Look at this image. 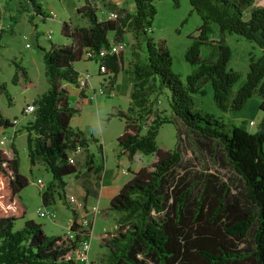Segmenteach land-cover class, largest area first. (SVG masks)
Segmentation results:
<instances>
[{
	"label": "trees",
	"instance_id": "1",
	"mask_svg": "<svg viewBox=\"0 0 264 264\" xmlns=\"http://www.w3.org/2000/svg\"><path fill=\"white\" fill-rule=\"evenodd\" d=\"M22 2L30 8L28 20L33 15L45 18L38 0ZM152 2L130 0V11L116 8L114 19H99L95 4L85 0L77 13L87 20V25L70 27L62 22L61 34L70 39L69 44L50 45L43 50L48 87L32 101V119L23 126L29 164H42L51 176L40 191V202H52L55 190L60 199H65L63 177L72 174L77 178L79 174L75 164L68 161L69 153L78 148L83 153L85 171H100L87 151L88 140L95 139L69 126L75 110L67 106L61 82L76 84L77 72L72 64L82 58L84 50L97 52L110 41L120 43L122 35L129 32L131 47L138 38L143 39L145 58L140 63L131 62L127 109L110 114L123 120L122 132L116 137V158L124 155L129 163L135 154H153L154 158L148 166L132 171L109 199L107 209L116 214L115 226L100 236L101 252L95 264H264V4L254 0H189L200 25L196 35L188 37L190 42L183 55L185 62L194 67L181 82L170 69L171 58L164 42L155 41L148 34L155 12ZM211 23L216 25L214 39L208 38ZM108 31L112 32L111 40L107 38ZM231 33L252 41L260 49L257 57L248 58V70L235 89L233 84L239 74L227 68L231 52L224 41L225 35ZM207 43L216 47L212 61L199 56V46ZM102 63L104 73H112L108 84L113 86L115 74L121 69L120 52L106 54ZM14 68L11 82H17L18 74L27 82L25 69L16 63ZM205 81H209L213 103L221 111L237 112L251 96L259 98L257 108L262 116L253 132L247 130L243 120L235 125L192 109V94L199 92ZM163 89L168 91L171 118L160 116L149 105L154 103L150 96ZM0 92H5L9 100L3 84ZM173 119L190 135L221 147L241 184L237 199L230 202L229 184L211 183L209 179H216L211 174L206 175L199 188L174 173L181 163V150L180 131ZM171 122L175 125V145L171 150H162L155 144L157 128ZM12 125L0 113V127ZM97 147L101 151V146ZM9 149L8 153L0 149V264H78L70 257L80 240L73 209L68 227L73 232L71 238L66 234L45 235L40 224L32 220L13 229L14 221L24 215L15 195L28 180L17 170L12 140ZM249 234V246H240Z\"/></svg>",
	"mask_w": 264,
	"mask_h": 264
},
{
	"label": "rangeland",
	"instance_id": "2",
	"mask_svg": "<svg viewBox=\"0 0 264 264\" xmlns=\"http://www.w3.org/2000/svg\"><path fill=\"white\" fill-rule=\"evenodd\" d=\"M17 1H21L19 7L16 5ZM84 1L38 0L41 11L44 14L52 12L54 17L42 18L39 15H33L30 21L28 20L30 8L25 6L22 0H0V26L9 25L8 28L3 29L0 35V84H3L9 98L7 100L5 92H0V113L10 121L12 119L17 121L15 124L17 131L12 139V145L17 158V170L28 180L27 185L15 195V199L24 209V215L14 221L13 229H19L25 220H32L40 224L45 235H65L68 231V223L71 222L72 208L67 204L68 202L66 203L64 199L58 197L56 190L52 194V202L47 205H42L40 202V191L46 187L51 176L42 164H29L25 149L26 131L23 126L32 119V115L22 114L21 109L40 97L48 87L42 59L43 50H47L50 45H66L70 42L69 38L61 34V23H68L70 27L87 25V20L77 13V8ZM88 1L95 4V13L99 19L102 18L99 2L103 1L102 6L109 10H113L116 6L110 0ZM254 1L259 5L264 4V0ZM152 3L155 12L150 20L148 34L153 40L164 42L171 58L170 69L178 75L181 82H184L185 76L191 72L194 66L185 62L183 55L190 42L188 37L197 33L196 29L200 25V19L191 10L189 0H153ZM130 6V0H124L122 8L129 10ZM210 26L212 31L208 34V38L214 39L216 25L211 23ZM48 32H50V37L46 38ZM107 38L112 39L111 31L107 32ZM224 41L231 52L227 68L239 74L238 80L233 84V89H235L243 81L248 70V58L257 57L260 54V49L252 41L233 33L226 34ZM131 42H133L131 34L125 32L122 35V45L118 49L121 55V69L115 74L113 86L108 84L112 73L98 74L97 63L83 58L75 61L72 67L80 72L86 70L89 75L88 86L79 90L74 84L61 82L66 90L67 106L75 110L69 120V126L78 128L87 138L95 139V141L88 140L87 151L92 155L93 164L99 166L100 170L102 168L116 170L117 168L115 165L118 151L116 137L122 132L123 120L110 114L127 109L131 64L143 62L145 58L143 39L138 38L133 47H131ZM215 55L214 43L199 46L201 59L212 61ZM15 63L25 69L27 82L19 74L17 82H11ZM100 88L111 89L113 94L107 95L105 89L103 94H96ZM150 98L154 100V103L151 101L149 104L152 111L159 113L160 116L171 118L166 89H163L161 93L151 95ZM258 101L259 98L253 95L247 99L239 111H221L213 103L209 81H205L200 84L199 92L192 94V109L207 112L226 123L235 125L243 120L247 130L253 132L262 116L261 111L257 108ZM152 116L151 113L146 117V125ZM249 120L253 121V125H247ZM173 121L180 131L179 146L181 150V163L174 169V173L183 177L187 184L199 188L204 185L206 175L211 174L216 178L209 179L211 183L229 184V193L232 194L228 198L230 202L237 199L241 184L236 180V175L226 162L221 147L214 141H205L190 135L179 121L176 119ZM175 125L171 122L158 126L155 136V144L158 148L173 149L176 141ZM144 130L143 127L140 133H144ZM2 132L6 135L9 129L0 127V138ZM98 145L101 146V151L98 150ZM0 149L7 153L10 152L9 142L6 141L4 145L0 146ZM82 155L80 148L74 153H69V157L79 171L78 180L72 174L63 177L64 192L66 191L73 197L77 196L76 193L79 192V186L82 185L81 181L84 178L89 175H91V179L96 178L91 172L85 171ZM153 158V154H135L132 162L127 161L129 170H124L125 177H130L131 172L137 167L148 166ZM37 179L42 182V188L36 183ZM77 200L79 201L78 197ZM97 207L98 213L93 220L87 251L88 259L94 264L96 256L101 252L100 236L113 230L116 217L115 212L107 209L108 204L103 206L100 203L97 204ZM38 209L52 211L53 215L51 218L39 216ZM250 239L249 234L246 243H242L240 246H249Z\"/></svg>",
	"mask_w": 264,
	"mask_h": 264
},
{
	"label": "built area",
	"instance_id": "3",
	"mask_svg": "<svg viewBox=\"0 0 264 264\" xmlns=\"http://www.w3.org/2000/svg\"><path fill=\"white\" fill-rule=\"evenodd\" d=\"M99 10H100V13L104 19H114L116 16L114 10L104 11L101 6H99ZM53 17H54V14L52 12H48L45 16V18H53ZM8 26H9L8 24H3L0 26V29L1 30L6 29V28H8ZM49 37H50V32H48L46 35V38H49ZM120 45H122L121 42L116 44L115 42L110 41L107 47L101 48L97 52L95 50H92V49H86L82 53V58L85 60H90V61L96 62L97 63V73L98 74H105L104 73V65L102 63V58L106 54L117 53L119 51L118 49H119ZM88 78H89V75L86 72V70L79 72L78 76L76 78L75 86L79 90H82L83 88L88 86ZM102 89L101 88L98 89L96 94H103L104 89L107 91L106 92L107 95L111 96L113 94L111 89H106V88H104L103 90ZM34 108L35 107L32 103H28L21 109V113L24 115H27V114L32 115ZM11 122L13 125H15L17 123L16 119H12ZM13 125L11 127H7L9 129L8 134L5 135L2 132V135L0 138V146L4 145L6 141H8V142L11 141V139L14 135V132H15V129H13ZM248 125L249 126L253 125V121L249 120ZM68 161L73 162L70 157L68 158ZM121 171H122V173H124V170H121ZM36 183L39 184L40 188L43 187V184L40 180L37 179ZM73 201H74L73 195H68L66 197V202L71 203ZM97 213H98L97 205H92L90 207V214H89L90 216H82L79 218L78 221H76L77 231L80 234V240H79L76 248L70 254V257L74 261H76L78 264H93L92 261H90L88 259L87 251L89 248V235L91 233L90 231L92 228L94 217ZM37 214L39 216L47 217V218H51L53 215L52 211H49V210L41 211L39 209L37 210ZM66 236L68 238H71L73 236V232L68 230L66 233Z\"/></svg>",
	"mask_w": 264,
	"mask_h": 264
},
{
	"label": "crops",
	"instance_id": "4",
	"mask_svg": "<svg viewBox=\"0 0 264 264\" xmlns=\"http://www.w3.org/2000/svg\"><path fill=\"white\" fill-rule=\"evenodd\" d=\"M114 4H116L115 7H123V2L124 0H110ZM21 1H17L16 5L19 7V3ZM99 6L102 7L104 11H112V9H106L105 6L103 5V1L98 3ZM130 5H132L130 3ZM113 8L116 9V8ZM129 11L131 10V6L128 8ZM73 66V64H72ZM74 70L79 73L77 69L74 68ZM63 87V85L61 84ZM77 88V87H76ZM78 89V88H77ZM70 120V119H69ZM13 129H15L14 134H16L17 128L15 125H13ZM14 138V137H13ZM12 138V139H13ZM11 139V140H12ZM134 160V157H133ZM94 165V164H93ZM115 165H116V170L114 168H106V169H101L98 173L93 174L94 179H91V175H87V178H84L81 181V184L79 186V192L76 193V197L74 196V205H72L73 202L68 203L69 206L74 210L76 221L79 220L80 217L82 216H90V207L92 205H97V204H108L109 199L118 191V189L124 184L129 177H125L126 172L122 173L121 170H129L128 164H127V159L125 158L124 155H119L117 158L115 157ZM141 167V166H140ZM139 167H137L135 170H137ZM134 170V171H135ZM79 177V174H78ZM78 177L76 178L78 180ZM98 178V182H97ZM96 179V180H95ZM70 195L66 191L63 193V197L65 198L64 200L66 201V197ZM79 198V201H76V198ZM70 222L68 223L69 227ZM91 232V231H90ZM89 240H90V235H89Z\"/></svg>",
	"mask_w": 264,
	"mask_h": 264
}]
</instances>
